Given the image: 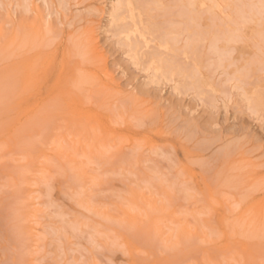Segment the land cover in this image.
<instances>
[{"label": "rangeland", "instance_id": "374dc122", "mask_svg": "<svg viewBox=\"0 0 264 264\" xmlns=\"http://www.w3.org/2000/svg\"><path fill=\"white\" fill-rule=\"evenodd\" d=\"M0 264H264V0H0Z\"/></svg>", "mask_w": 264, "mask_h": 264}, {"label": "bare ground", "instance_id": "6f19581e", "mask_svg": "<svg viewBox=\"0 0 264 264\" xmlns=\"http://www.w3.org/2000/svg\"><path fill=\"white\" fill-rule=\"evenodd\" d=\"M184 1L186 2V0H184ZM195 1H196V0H195ZM189 2H190V1H189ZM193 2H194V1H193ZM193 2H192V4H193ZM213 2H214V1H213ZM126 3H127V1H126ZM126 3H125V4H126ZM135 3L138 4L137 2H135ZM187 3H188V2H187ZM194 3H195V2H194ZM212 4L214 5V3H212ZM126 5H127V4H126ZM213 5H212V6H213ZM136 6H137V5H136ZM214 6H216V5H214ZM129 8H130V7H129ZM143 8H144V7H143ZM157 8H158V7H157ZM183 8H184V7H183ZM212 8H213V7H212ZM215 8H216V7H215ZM120 9H121V8H120ZM123 9H124V8H123ZM130 10H131V9H130ZM130 10H128V11H130ZM116 11H119V10H116ZM182 11H183V10H182ZM184 11H185V10H184ZM120 12H121V11H120ZM131 12H132V11H131ZM135 13H136V12H135ZM191 13H192V12H191ZM114 14H115V13H114ZM114 14H113V15H114ZM116 14H117V12H116ZM121 14H122V13H121ZM143 14H144V13H143ZM185 14H186V13H185ZM122 15H123V14H122ZM140 15H142V14H140ZM140 15H139V17H140ZM115 16H116V15H115ZM119 16H120V15H119ZM132 17H133V15H132ZM132 17H131V18H132ZM135 17H136V16H135ZM139 17H138V18H139ZM185 17H186V16H185ZM126 18H127V17H126ZM116 19H117V18H116ZM120 19H122V18H120ZM140 19L143 20L144 18H140ZM118 20H119V19H118ZM131 20H132V19H131ZM136 20H137V18H136ZM184 20H185V19H184ZM121 21H122V20H121ZM143 21H144V20H143ZM117 22H118V21H117ZM132 22H133V21H132ZM134 22H135V21H134ZM139 22H140V21H139ZM140 23H141V22H140ZM136 24H138V23H136ZM144 24H145V23H144ZM146 24H148V23H146ZM171 25H172V24H171ZM181 25H182V24H181ZM133 26H135V25L133 24ZM142 26H143V25H142ZM142 26H141V27H142ZM150 26H151V23H150ZM150 26L148 27L149 29L151 28ZM123 27H124V26H123ZM152 27H153V26H152ZM132 28H133V27H132ZM144 28H146V27H144ZM148 28H147V29H148ZM179 28H180V27H179ZM153 29H154V28H153ZM150 30H152V29H150ZM217 30H218V29H217ZM143 31H144V30H143ZM153 31L155 32V30H152V32H153ZM132 32H133V31H132ZM137 32H139V31H137ZM140 32H142V30H141ZM149 32H150V31H149ZM154 32H153V33H154ZM178 32H179V31H178ZM124 33H125V31H124ZM129 33H130V32H129ZM147 33H148V32H147ZM153 33H152V34H153ZM133 34H134V33H132V35H133ZM149 34H150V33H149ZM152 34H150V35H152ZM154 34H155V33H154ZM154 34H153V35H154ZM127 35H128V34H127ZM130 36H131V33H130ZM147 36H148V35H147ZM154 36H155V35H154ZM234 36H235V35H234ZM126 37H127V36H126ZM152 37H153V36H152ZM223 37H224V36H223ZM148 38H149V37H148ZM150 38H151V37H150ZM154 38H155V37H154ZM128 39H129V38H128ZM213 39H214V38H213ZM147 40H148V39H147ZM151 40L155 41L156 38H155V40H154V39H151ZM244 40H245V39H244ZM160 42H161V41H160ZM161 43H163V42H161ZM161 43H160V44H161ZM164 44H165V42H164ZM164 44H163V45H164ZM166 44H168V43H166ZM166 44H165V45H166ZM165 45H164V46H165ZM161 46H162V45H161ZM165 47H167V46H165ZM168 48H169V46H168ZM169 49H170V48H169ZM185 51L188 53L187 50H185ZM155 61H158V60H155ZM162 62H164V61L161 60V63H162ZM153 63H154V61H153ZM161 63H160V64H161ZM164 63H166V62H164ZM164 63H162V64H164ZM158 64H159V62H158ZM160 64H159V66H160ZM162 64H161V66H160V68L163 69V70L161 69V73H162V71H163V73H166V72H167L166 70H168V68H163ZM155 65H156V64H155ZM156 66H157V65H156ZM155 68H156V67H155ZM199 68H200V67H199ZM164 69H165V70H164ZM200 69H201V68H200ZM158 70H159V68H158ZM169 70H172V69L169 68ZM154 71H155V70H154ZM156 71H157V70H156ZM159 71H160V70H159ZM165 71H166V72H165ZM174 71H175V70H174ZM169 72H170V71H169ZM175 72H176V71H175ZM170 73H171V72H170ZM177 73H179V72L177 71ZM171 74H172V73H171ZM171 74H169L168 76H170ZM175 74H176V73H175ZM179 74H181V71H180ZM182 74H183V73H182ZM182 74H181V75H182ZM173 75H174V74H172L171 76H173ZM176 75H177V74H176ZM183 75H184V74H183ZM179 76H180V75H179ZM174 77H175V76H174ZM182 77H183V76H182ZM187 77H188V76H187ZM176 78H177V77H176ZM206 80H207V79H206ZM170 81H171V80H170ZM207 81H208V80H207Z\"/></svg>", "mask_w": 264, "mask_h": 264}]
</instances>
